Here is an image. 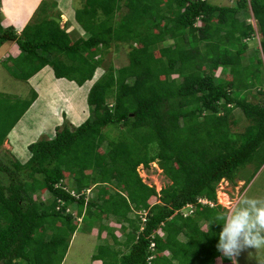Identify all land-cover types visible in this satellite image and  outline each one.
Here are the masks:
<instances>
[{
	"label": "trees",
	"instance_id": "1",
	"mask_svg": "<svg viewBox=\"0 0 264 264\" xmlns=\"http://www.w3.org/2000/svg\"><path fill=\"white\" fill-rule=\"evenodd\" d=\"M73 7L85 35L60 25L54 0H41L19 32L0 18V45L19 49L2 61L7 71L28 81L49 66L55 78L87 84L90 111L29 143L24 162L0 159V264H61L75 231L97 223L112 244H99L92 264H231L217 263L221 226L208 225L223 211L220 179L234 181L247 163L264 162V0ZM256 33L259 48L249 55ZM113 44L128 46L127 63L102 68ZM37 96L31 88L30 98L15 99L0 147ZM234 108L247 120L239 131L231 127ZM155 160L171 180L159 190L137 170ZM111 215L122 239L103 223Z\"/></svg>",
	"mask_w": 264,
	"mask_h": 264
},
{
	"label": "rangeland",
	"instance_id": "2",
	"mask_svg": "<svg viewBox=\"0 0 264 264\" xmlns=\"http://www.w3.org/2000/svg\"><path fill=\"white\" fill-rule=\"evenodd\" d=\"M81 1L82 0H75L74 6H79ZM208 1L217 5H231L234 2V0ZM5 4L6 11L9 10L11 15L15 16L17 12L15 11V13L12 14L13 11L12 7L9 5V0L5 1ZM33 10H35V7ZM1 14L0 18H2ZM63 21L64 17L61 16V26L63 25ZM248 21L255 26V21L252 17H250ZM17 26L18 27H15L16 31L22 27L21 25ZM258 41L259 34L257 33L253 39L247 41V53L249 55L253 54V52L259 48ZM127 52V45H111L107 51H105L102 68H107L110 64L115 67L126 64ZM18 53L19 49L15 43L7 41L0 45V111L3 116L2 121H0V128L5 127L8 120L10 122L15 116L16 111L13 113V107H11L16 102L15 99L18 98L22 102L24 99L30 98L31 88L39 89L41 97L35 99L33 104L25 111L26 113L22 115L21 122H18L16 126L14 125L13 130L11 129L12 131L10 130V134H8L9 136L7 135L8 137L6 138L8 141L10 140V143L7 144V140L3 142V146L0 147V159L5 161L10 157L9 159L15 158L18 161L24 162L29 156V151L26 147L29 143L40 139L44 135H52L55 131V127L62 124L64 117L71 123H76V120L79 118H82L81 122H83L90 115V111L86 102V93L88 91L87 84L78 86L66 79L55 78L48 66L42 68L38 75L32 78L38 87L31 84V82L28 83V81L13 77L7 71L2 61L7 55L12 54L16 56ZM96 72L94 79L102 73V69L98 68ZM217 72L220 73V71ZM46 93L49 99L47 103L46 101L43 103L42 101L45 100V95L47 96ZM250 98L253 99L252 97ZM232 116L236 120V123L231 125L232 129L234 131L242 130L247 124V120L243 116L241 110L239 108H234ZM19 126H22L21 129L18 128ZM112 132L114 133L113 136H115L116 131L113 130ZM10 144L12 149L9 146ZM137 170L143 181L149 185H153L156 190L171 183V180L166 177L156 160L150 162L148 167L139 165ZM245 192L252 197H264V162L260 166H257L255 163H247L237 172L234 181H229L225 178L220 179L216 184L217 204L222 207L223 211H227L237 202L240 194ZM87 193L89 194L90 192L87 191ZM184 212L188 213L189 210L185 208ZM130 215L133 214L130 213ZM109 221L115 229L118 239H122L123 235L120 232V228H118L120 225L119 220L114 219V216L111 215L109 218L104 219L103 223ZM204 222L203 220L200 222L203 228H205ZM98 224L99 223L95 224L94 228L90 231L84 232L80 228L75 231L61 264H92L91 256L95 253L97 246L104 243L112 244L111 237L105 231L98 236ZM114 246L119 247V245ZM119 248L122 251L126 250L123 246ZM237 262L238 264H264V248H249L245 250L237 258ZM217 263H219L218 260Z\"/></svg>",
	"mask_w": 264,
	"mask_h": 264
},
{
	"label": "clouds",
	"instance_id": "3",
	"mask_svg": "<svg viewBox=\"0 0 264 264\" xmlns=\"http://www.w3.org/2000/svg\"><path fill=\"white\" fill-rule=\"evenodd\" d=\"M197 200L202 204L213 205L205 197H198ZM212 224L221 226L215 245L221 254L217 257L218 262L227 259L231 264H238L237 258L245 250L264 248V197L241 193L237 202L227 211L215 215L208 229Z\"/></svg>",
	"mask_w": 264,
	"mask_h": 264
},
{
	"label": "crops",
	"instance_id": "4",
	"mask_svg": "<svg viewBox=\"0 0 264 264\" xmlns=\"http://www.w3.org/2000/svg\"><path fill=\"white\" fill-rule=\"evenodd\" d=\"M5 1L7 0H1V5H0V14L2 15V20H1V24L3 26H13L14 28L15 27H18L17 25H21L22 27L20 29L23 28V26L31 19V16L32 14L34 13L36 7L38 6V4L40 3L41 0H9V5L12 7V11L14 14L15 11L17 13H15L16 15H11V12L9 10L6 11V4H5ZM57 2V5H58V9L61 11V16L64 17V21H63V25H65V23L67 24V30L68 31H71V30H77L81 35H85L84 34V30H82L77 22L75 21L74 19V7H73V2L74 0H54ZM37 5V6H36ZM33 10V11H32ZM9 12V13H8ZM4 15V16H3ZM4 18V19H3ZM62 25V26H63ZM19 29V30H20ZM17 30V31H19ZM46 67V66H45ZM49 67V66H48ZM49 70L51 71L52 73V70L51 68H49ZM40 72V71H39ZM37 72L34 76H37L38 73ZM53 74V73H52ZM34 76H32L31 78H29L28 80V83L31 82V84H34L37 86V84L32 80V78H34ZM33 81V83H32ZM74 83V82H73ZM32 86V85H31ZM38 87V86H37ZM35 90L39 93L37 97H41V93H40V90L39 89H36ZM47 94V93H46ZM45 100H43L42 102L44 103L46 101H48V94L47 96L45 95ZM35 101V100H34ZM33 104V103H32ZM31 104V105H32ZM26 113V112H25ZM24 113V114H25ZM23 117V116H22ZM22 117L18 120V122H21L22 120ZM76 119V118H75ZM80 119V120H79ZM78 120H76V123H74L75 125L80 123L82 118H79ZM74 120V118H73ZM18 122L15 124V126L18 124ZM22 126H19L18 128L21 129ZM13 130V128H12ZM11 130V131H12ZM22 131V130H21ZM10 134V132L8 133ZM9 136V135H8ZM7 136V137H8ZM7 140V139H6ZM7 144L10 143V140L6 142ZM3 146V145H2ZM10 148L12 149V146L11 144L9 145ZM27 147V146H26ZM28 154V153H27Z\"/></svg>",
	"mask_w": 264,
	"mask_h": 264
},
{
	"label": "built area",
	"instance_id": "5",
	"mask_svg": "<svg viewBox=\"0 0 264 264\" xmlns=\"http://www.w3.org/2000/svg\"><path fill=\"white\" fill-rule=\"evenodd\" d=\"M151 246H153V244H151Z\"/></svg>",
	"mask_w": 264,
	"mask_h": 264
}]
</instances>
